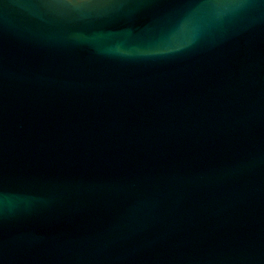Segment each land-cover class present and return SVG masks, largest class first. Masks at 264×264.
I'll return each instance as SVG.
<instances>
[{
    "label": "water",
    "instance_id": "water-1",
    "mask_svg": "<svg viewBox=\"0 0 264 264\" xmlns=\"http://www.w3.org/2000/svg\"><path fill=\"white\" fill-rule=\"evenodd\" d=\"M0 264H264V0H0Z\"/></svg>",
    "mask_w": 264,
    "mask_h": 264
}]
</instances>
